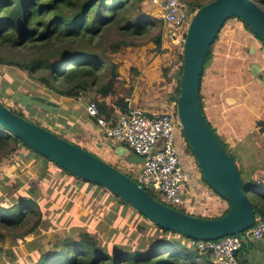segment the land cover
Masks as SVG:
<instances>
[{
    "label": "trees",
    "instance_id": "obj_1",
    "mask_svg": "<svg viewBox=\"0 0 264 264\" xmlns=\"http://www.w3.org/2000/svg\"><path fill=\"white\" fill-rule=\"evenodd\" d=\"M180 1L195 13L197 9L214 0ZM253 1L264 10V0ZM142 3L144 0H0V67L8 66L27 74L29 80L33 81V84L26 83L28 96H42L47 101L53 100L58 104L61 98L83 100L86 95H91L89 102L97 104L100 114L106 120H110L112 115L125 114L129 111L128 103L116 92V85L124 81L119 72L120 66L112 62L103 43L109 41L106 49L111 54H119L123 48L144 46L148 41L155 43L158 55L165 52L163 26L166 23L162 18L143 14ZM245 27L252 32L248 26ZM19 49L23 51L21 56L18 52H13ZM212 49L206 58L204 70L212 56ZM183 53L180 56V68L173 85L174 89L171 91V100L174 102H177L180 94ZM168 80L172 82L174 78ZM19 85L20 83L12 85L8 82L0 90V100L1 94L11 88L16 91L14 94L16 104L20 105L24 95L17 91ZM38 87L44 89L42 94H39ZM199 99L203 109L200 94ZM12 111L26 118L24 113ZM34 115L39 116L47 126L42 122H32L61 138H65L64 135L51 128L58 125L67 130L77 128L76 121L80 117L79 112L73 109L66 111L60 107L53 112L42 110L35 112ZM258 128L259 133L264 134V122H259ZM221 142L227 150L226 144L222 140ZM27 150L32 151L18 138L0 127L2 157H9L12 163L18 158L25 160L29 158V155L25 154ZM32 152L43 159L45 167L50 163L55 165L44 156ZM192 154L194 155L193 152ZM231 156L236 161V158ZM257 156H261L260 161L264 162V150L248 154L247 158L250 161ZM255 162L258 164L259 161ZM182 163L184 164L183 160ZM0 164L2 165L3 162ZM251 165L239 168L243 176V187L249 192L256 220H264V177L262 180L256 177L263 168ZM54 167L58 168L56 165ZM65 173L76 178L68 172ZM0 177H2L1 172ZM78 180L90 185L93 191L104 189L105 196H109L107 199L119 204L124 215L129 211L130 205L103 186ZM203 182L208 185L204 180ZM5 187L1 189L5 191ZM89 192L93 194L92 191ZM13 202L15 203L12 206L9 204L4 207L6 201L0 198V241L7 236L12 239H23L27 235L37 233L44 225L43 214L36 199L22 197ZM138 215L148 221L142 214L138 213ZM149 224L155 229L156 234L145 237L140 248L135 251H120L119 247H115V255H111L106 250H100L92 232L85 231L69 235L54 245L53 249L41 255L39 253L38 259L33 263L13 262L12 264H203L205 260L211 261L210 253H202L190 248L187 243L188 238L151 222ZM44 227L48 229L46 225ZM139 228L146 229L141 225ZM29 248L33 250V245L30 244ZM245 251L246 246H243L239 255L240 264L245 262ZM1 264L8 263L2 261ZM211 264L216 263L213 260Z\"/></svg>",
    "mask_w": 264,
    "mask_h": 264
},
{
    "label": "water",
    "instance_id": "obj_2",
    "mask_svg": "<svg viewBox=\"0 0 264 264\" xmlns=\"http://www.w3.org/2000/svg\"><path fill=\"white\" fill-rule=\"evenodd\" d=\"M238 18L248 26L264 46V10L253 0H214L197 9L184 40L183 72L176 113L185 141L194 153L203 180L218 196L226 199L228 212L218 218L183 213L157 200L134 179L79 145L17 115L0 100V127L18 138L24 146L44 156L58 168L76 178L103 186L118 196L149 222L193 240H218L242 236L256 222L249 192L235 159L228 154L219 136L208 122L199 94L202 74L212 46L226 22ZM253 54L254 48L250 49ZM255 79L264 84V73L251 66ZM21 106L39 107L53 112L59 105L42 96L24 95ZM125 151V148H121ZM117 151L119 156H123ZM153 190V188H152ZM264 244L258 240L257 245ZM249 246V243H246ZM240 250L234 255L237 256Z\"/></svg>",
    "mask_w": 264,
    "mask_h": 264
},
{
    "label": "rangeland",
    "instance_id": "obj_3",
    "mask_svg": "<svg viewBox=\"0 0 264 264\" xmlns=\"http://www.w3.org/2000/svg\"><path fill=\"white\" fill-rule=\"evenodd\" d=\"M142 4L143 14L149 15L153 18H162L157 6L145 0ZM236 22L240 24L239 30L242 32L240 38L236 36L237 41L249 46H256V44H258L260 51L263 54L262 64L264 66V46L257 40L254 34L245 27V24L239 19H237ZM181 33L182 31H177L168 24L163 26V50H165V52L162 55H158L156 52V45L153 41H148L144 46L134 49L123 48L119 54H111L108 52L106 48L109 41L103 43V46L112 62L118 63L122 66L129 62L135 63L137 61L141 64L145 62V65L147 66L158 57L166 59V62H163L164 64H168L171 61L175 64L180 60L179 55L184 52V42H177V38L181 36ZM113 37L114 36H112V38ZM182 39H184V35H182ZM3 50L7 49L3 48ZM13 52H18L20 56L23 53L20 49ZM8 82L12 85L20 83V87L17 91L21 92L23 95L27 94L26 83L29 82L33 84V81L29 80L26 73L8 66H1L0 90H2ZM168 83L169 86H171L170 82ZM38 89L39 94L44 92L42 87H38ZM173 89L174 88L170 90L172 91ZM15 93L16 91H13L11 88L6 92H3V94H1L2 103L9 109L24 113L28 120L42 122L44 126H47V123L42 121L39 116L34 115L35 112H41L43 109L34 106L26 107L17 105L14 99ZM60 102L61 107H66L67 102L64 99H61ZM87 102H89V100H87ZM263 109L264 107L261 105V110ZM173 111L174 110L171 108L172 113ZM261 118L264 119V114ZM54 128L51 129L62 135H67L68 138L72 140L84 144L97 153L98 157H102L103 160L105 159V162L115 168L117 167L121 172L125 174L128 173L132 176L133 164L130 166V163L124 161V164H122V161L118 160L116 157V149L113 147L112 141L108 140V147L106 146V150L111 151L109 147L113 149L110 157H108L104 154V149L101 147L98 148V146L96 147L94 145L97 144L99 140L87 136L80 137L79 139L75 137L73 138L72 136L70 137L71 134H69V131L67 133L65 127L58 125ZM260 143H262V140ZM179 147L181 149L182 160L184 161L185 166L192 172V180L199 185L206 186L203 182V177L196 158L182 139L179 141ZM25 154L29 155V158L25 160H19L18 158L14 163L11 162L9 157H2L0 155V163L3 162L2 165L0 164V172L3 177V179L0 177V198L6 201V203L3 204L4 207L9 206V204L12 206V204L15 203L13 202L14 200L18 201L22 197L36 199L43 214L44 225L41 226L37 233L27 235L23 239H12L7 236L1 240L0 264L2 261H6L8 264H12L13 262L33 263L38 259L39 253L40 255L41 253H46L48 250L53 249V246L59 241L66 239L69 235L76 234V232H92L94 240L100 250H106L111 255H115V247H119L120 251L124 250L131 252L138 250L142 242L145 240V237L156 234L155 229L149 224L150 222L145 221L140 217L138 212L132 207H130L129 211H126V215H124L122 213L123 209H121L122 207H120L119 204L107 199L109 196H105L104 189L93 191V188H91L90 185L79 181L77 178L66 175L65 172L54 167L55 165L53 166L50 163L48 167H45L43 159L32 151L27 150ZM128 155V160L135 161L134 163L137 166V164H139V161L137 160L138 156L132 151H130ZM261 158V156L255 157L249 161L248 165L250 166L252 164L250 162H254L256 159L261 160ZM256 165V168H259V165ZM263 171L264 169L259 172L262 173ZM256 177L259 178V180H262L264 175L262 177ZM3 186H6L5 191L1 189ZM87 189L92 191L93 194H90ZM152 194L162 203L168 204L163 196L157 193ZM171 207L180 211H185L182 207ZM45 225L48 229H45ZM140 225L145 226L146 229L140 230ZM30 244L33 245V250L29 248ZM213 260L214 259L211 257L210 262L212 263ZM210 262L205 260L203 264H211Z\"/></svg>",
    "mask_w": 264,
    "mask_h": 264
},
{
    "label": "crops",
    "instance_id": "obj_4",
    "mask_svg": "<svg viewBox=\"0 0 264 264\" xmlns=\"http://www.w3.org/2000/svg\"><path fill=\"white\" fill-rule=\"evenodd\" d=\"M236 20L234 18L228 20L219 34L212 49L210 61L203 73L200 95L208 122L226 144L228 152L236 158L238 167L243 168V166H249L247 164L248 154L264 150V134H260L258 128V123L264 122V119L261 118L264 114V109L261 110V105L264 107V84L255 79L251 73L253 64L259 65L263 73L264 66L262 64L263 54L258 44L249 46L237 41L236 36L240 38L242 32L239 30L240 24ZM182 35H184V39H182ZM185 35V32L182 31L180 36L182 43L185 40ZM251 48L255 49L253 54L250 52ZM180 56L181 54L179 59ZM163 62L165 63L166 59L158 57L147 66L145 62L141 64L138 61L129 62L123 66L119 64V72L124 81L116 85V92L126 100L129 109L141 110L149 116L170 114L172 113L171 108L175 111L176 102L171 100L170 89L173 88L177 78L180 60L175 64L172 61L168 64ZM168 78H174V80L170 82ZM90 96L86 95L83 100L61 98L67 102L66 107H61V102L58 103L61 109L66 111L73 109L80 115L76 121L78 127L67 130V133L69 131L70 137L73 138L79 139L87 136L99 140L94 145L104 149V154L110 157L113 149L109 147L111 151L106 150L108 138L96 121L87 113V105L90 103L87 100L90 99ZM114 117L120 116L115 115ZM64 137L98 156L84 144L68 138L67 135ZM261 140L262 143H260ZM112 144L116 153L118 150L121 151V148H125V151H121L123 156L116 154L122 164L130 163V166L133 164V171L140 170L142 162L140 157L137 159L139 164L136 166L135 161L128 160V154L132 150L125 145ZM101 159L103 160L102 157ZM255 161H259V167L264 169V162L259 159ZM255 161L250 163L256 165ZM263 175L264 171L259 173L258 177ZM190 184L196 185L197 188L195 192L188 195L183 190V195L186 196L182 208L186 213L204 218H218L229 209V202L215 194L208 185H199L193 180ZM248 243L249 246L244 245L246 246L244 264H264V244L258 246L257 241ZM239 255L240 252L237 256L238 260Z\"/></svg>",
    "mask_w": 264,
    "mask_h": 264
},
{
    "label": "built area",
    "instance_id": "obj_5",
    "mask_svg": "<svg viewBox=\"0 0 264 264\" xmlns=\"http://www.w3.org/2000/svg\"><path fill=\"white\" fill-rule=\"evenodd\" d=\"M145 1L157 6L166 24L177 31L187 32L194 13L186 4L180 0ZM177 40L178 43L182 42L180 36ZM87 113L108 140L127 146L142 159L140 170H132L131 174L145 190L163 196L170 207L178 208L185 203L186 195L196 191L197 186L190 184L192 172L182 163L179 141H185V138L176 110L172 114L149 116L141 110L129 109L120 117L113 115L106 120L97 104L91 102L87 105ZM183 190L186 195H183ZM258 240H264V220H256L242 236L231 235L205 241L188 239L187 243L193 250L210 253L216 264H240L238 255L234 253L247 242Z\"/></svg>",
    "mask_w": 264,
    "mask_h": 264
},
{
    "label": "bare ground",
    "instance_id": "obj_6",
    "mask_svg": "<svg viewBox=\"0 0 264 264\" xmlns=\"http://www.w3.org/2000/svg\"><path fill=\"white\" fill-rule=\"evenodd\" d=\"M124 174H125V173H124ZM126 174H127V173H126ZM127 175L133 179V177H132L131 175H129V174H127Z\"/></svg>",
    "mask_w": 264,
    "mask_h": 264
},
{
    "label": "clouds",
    "instance_id": "obj_7",
    "mask_svg": "<svg viewBox=\"0 0 264 264\" xmlns=\"http://www.w3.org/2000/svg\"><path fill=\"white\" fill-rule=\"evenodd\" d=\"M253 2H255V1H253Z\"/></svg>",
    "mask_w": 264,
    "mask_h": 264
},
{
    "label": "flooded vegetation",
    "instance_id": "obj_8",
    "mask_svg": "<svg viewBox=\"0 0 264 264\" xmlns=\"http://www.w3.org/2000/svg\"><path fill=\"white\" fill-rule=\"evenodd\" d=\"M187 148V147H186ZM189 148V147H188Z\"/></svg>",
    "mask_w": 264,
    "mask_h": 264
}]
</instances>
